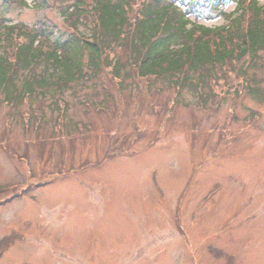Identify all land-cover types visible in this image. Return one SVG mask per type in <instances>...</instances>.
Returning a JSON list of instances; mask_svg holds the SVG:
<instances>
[{"label": "rangeland", "instance_id": "374dc122", "mask_svg": "<svg viewBox=\"0 0 264 264\" xmlns=\"http://www.w3.org/2000/svg\"><path fill=\"white\" fill-rule=\"evenodd\" d=\"M47 1L6 17L90 33L88 0ZM244 64L206 94L103 69L59 107L0 96V264H264V61Z\"/></svg>", "mask_w": 264, "mask_h": 264}, {"label": "trees", "instance_id": "16d2710c", "mask_svg": "<svg viewBox=\"0 0 264 264\" xmlns=\"http://www.w3.org/2000/svg\"><path fill=\"white\" fill-rule=\"evenodd\" d=\"M29 1L40 10L49 5L0 0V96L16 108L48 95L56 96L55 107L66 105L59 97L64 91L96 80L103 69L119 83L136 72L141 79L206 94L224 67L243 62L248 71L264 61L259 0H88L90 33L68 37L43 20L32 28L11 23L9 9ZM83 1L69 4L65 13H83ZM230 4L236 7L228 13ZM220 18L225 24L219 27L199 23ZM248 91L259 94L254 87Z\"/></svg>", "mask_w": 264, "mask_h": 264}]
</instances>
